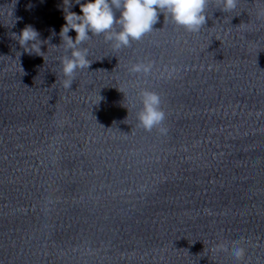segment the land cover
<instances>
[{
  "label": "clouds",
  "instance_id": "clouds-1",
  "mask_svg": "<svg viewBox=\"0 0 264 264\" xmlns=\"http://www.w3.org/2000/svg\"><path fill=\"white\" fill-rule=\"evenodd\" d=\"M69 3L67 11L63 8L66 23L59 33L66 53L60 59L65 88H71L78 70L89 69L92 62L88 59V49L83 45L92 36L103 35L114 49L119 50L130 46L132 41H140L153 31L161 14L164 18L169 17L178 27L198 33L207 22L206 10L210 0H85L83 3L76 0L75 4L79 5L82 14L71 11L73 4L70 0ZM237 3L238 0H218V9L227 13L234 10ZM70 31L76 33L74 39L69 36ZM15 37L23 49L35 48L42 53L43 42L39 32L32 26H26ZM151 67L150 63H136L131 66L130 71L147 75ZM140 102L138 125L148 132L156 129L161 134H166L167 129L162 126L166 114L161 108L160 96L153 91L143 90ZM220 248L228 250L225 245ZM231 254L236 260H241L245 250L234 245Z\"/></svg>",
  "mask_w": 264,
  "mask_h": 264
}]
</instances>
